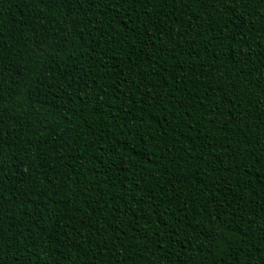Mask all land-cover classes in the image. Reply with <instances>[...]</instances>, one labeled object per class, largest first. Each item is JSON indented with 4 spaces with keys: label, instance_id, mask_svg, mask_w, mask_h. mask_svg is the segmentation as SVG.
<instances>
[{
    "label": "trees",
    "instance_id": "obj_1",
    "mask_svg": "<svg viewBox=\"0 0 264 264\" xmlns=\"http://www.w3.org/2000/svg\"><path fill=\"white\" fill-rule=\"evenodd\" d=\"M0 264H264V0H0Z\"/></svg>",
    "mask_w": 264,
    "mask_h": 264
}]
</instances>
